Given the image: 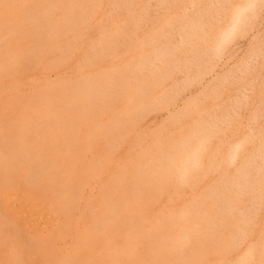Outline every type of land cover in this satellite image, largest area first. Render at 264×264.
<instances>
[{
  "label": "bare ground",
  "instance_id": "6f19581e",
  "mask_svg": "<svg viewBox=\"0 0 264 264\" xmlns=\"http://www.w3.org/2000/svg\"><path fill=\"white\" fill-rule=\"evenodd\" d=\"M150 1L0 0V31L3 27L5 29L6 23L11 24L6 26V30L9 29L5 33L2 32L5 35L3 38L9 37L7 41L13 43L7 49L10 42L7 45L4 39L7 50H2L8 52L6 57H0L13 59L17 63L23 60L21 58L27 53L26 49L40 52L45 58L40 59V62L38 59L39 65L36 60V65L32 66L34 63H31L32 67H29L26 62L28 59L25 58L26 61L20 63H27L29 68L25 63L23 67L26 66L24 69L28 71L40 69L33 71L36 76L30 77L42 91L44 88L45 92L50 91L54 87L56 90L54 94V89L50 94H41L39 90V103L37 100L35 103L32 101L33 97H40H37L36 92V88H39H33L30 84L32 88H29L27 95L22 96V100L18 96L19 91L17 96L12 93L10 97L6 92L7 95L1 92L0 114L7 112L10 115L13 112L15 117H11L13 122L9 124L10 121L7 128L12 144L4 142V139L0 142V264H264V158H260L262 152L257 149L251 151L249 158L255 160L259 157L260 163L244 162L234 170L225 166L205 165V177L216 174L220 179H205V187L199 190L192 182L187 189L195 191L194 195H184L183 188L177 183L166 185L160 179H137L135 175L138 171L137 174L131 173L129 179L117 178L115 174L113 178L104 179L102 172L107 168L105 162L93 164L89 160V156L96 152L89 138L96 128L103 125L105 117L100 116L108 114L111 108V105L106 104L103 110L99 105L104 103L105 97H109L105 84L111 88L117 81L105 75L82 77L86 72L91 73L92 69L86 66L88 69L84 71L80 64L92 65L97 62L94 61L96 52L115 47V44H111L113 39L125 30L121 23L148 17L146 8ZM54 10L58 12L55 14ZM52 12L55 15L52 16ZM94 23H100L97 30L99 35L96 37L98 42L93 47L89 48L88 45L84 48V54L91 52L93 56L84 60L82 58L83 62H73L69 66V73H64L66 76L61 72H53V75L56 74L54 78H47L45 71L48 65L51 64L55 69L61 68V65L66 67L63 63H69L70 57L79 51L78 41L89 36L92 27H95L92 26ZM34 27L42 28L39 34L44 35L48 31L53 34L46 39L43 37L49 34L38 37L36 32L39 30L35 32ZM152 33L158 35L160 31ZM31 35L38 40L33 37L34 43L31 41L30 45L26 42L28 48L26 45L25 51L22 50L19 45L21 37L24 40ZM11 38L17 39L12 42ZM65 41L70 43H65L66 48H60ZM0 52L2 55L5 53ZM34 54L25 56L32 59ZM37 58L40 57L37 55ZM11 67H7L10 72ZM50 68L48 70H53ZM10 72L3 74H13ZM17 81L14 86L18 90L22 84ZM14 96L20 101L15 100ZM76 105L82 109L73 110ZM38 119L41 120V127L35 129L36 125L34 127L32 124ZM5 127L0 126V138L8 134V139L9 133H4ZM206 130L205 138L208 135ZM260 147L264 148V141ZM63 150L71 155L65 168L62 162L68 159L62 160V154L63 157L68 155L66 153L65 156ZM77 152L82 155L81 159ZM216 155L222 160L229 158V152L223 150L219 153L205 152V158L211 161ZM198 156L174 159L182 163L185 171L198 166ZM21 159L25 164L18 166ZM78 180L90 181L87 183L90 189L86 187L88 194L83 195L85 181L81 183L83 192H79L77 187L80 185L77 184L80 183L76 184ZM74 182L79 194L73 191ZM15 200H18L16 208ZM27 224L32 228L27 229Z\"/></svg>",
  "mask_w": 264,
  "mask_h": 264
},
{
  "label": "rangeland",
  "instance_id": "374dc122",
  "mask_svg": "<svg viewBox=\"0 0 264 264\" xmlns=\"http://www.w3.org/2000/svg\"><path fill=\"white\" fill-rule=\"evenodd\" d=\"M55 12L58 11L54 10ZM146 12L148 17L145 19L136 22L125 20L121 23L122 29H125L124 33L122 32L113 39L111 44H115V47H111L112 49L109 47L111 50L107 48V50L99 51L100 53L96 52L97 58H94V61L97 60L96 63L92 65L80 64L84 71L88 69L86 66H90L92 69L91 73L86 72L81 75L82 77H90L91 74L93 76L105 75L108 79L117 81L116 85L114 84L111 88L104 83L107 86L105 89L108 91L109 97H105L104 103L99 105L103 110L106 104L111 105V108L108 110V114L100 116V118L105 117V121L101 127L95 129L93 136L89 138L91 147L96 151L89 156L90 162L93 164L94 162H105L107 168L102 172L104 179L113 178V174L117 178L129 179L131 173L137 174L139 172L135 175L137 179L154 178L160 179L166 185L179 184L180 188H183L184 195L196 193L187 189V186L192 182H195L194 186L199 190L205 187V179H220L216 174L205 177V165L225 166L234 170L240 168L244 162L249 164L262 162L258 160L259 157L250 160L249 155L252 150L257 149L260 153L262 152L260 158H264L262 156L264 155V150H262L264 148L260 147L261 142L264 141L262 138L264 137V0H166L164 3L161 0L158 3L151 0ZM54 13L52 12L51 15L56 14ZM98 25L100 27V23H94L92 26L95 27L91 26L93 30L89 36L82 37L83 39L78 41L79 51L70 57V61H67L69 63H63L66 67L61 65L62 69L60 67L55 69L52 68L51 64L48 65L47 71H45V74L49 75H46L47 78L52 79L59 72L62 75L67 74L70 71L69 66L73 62L93 56L91 52H88V56L84 54V48L88 45L89 48L93 47L98 42L96 38L99 35ZM6 26L4 30L3 27L0 31V41L2 40L0 44L3 46L0 45V51L5 52L4 55L0 52V55L5 57L8 51L3 50L9 49L13 45L9 37L3 38L4 33L9 29L6 30ZM40 27L42 26L40 25ZM40 27L33 28L34 31L39 30V32L35 31L36 36L43 31ZM157 30L160 31L158 35L152 33V31ZM49 32L44 33V35L49 34L48 36L45 35L47 37H43L42 33L38 37L49 38L53 34L52 31ZM31 36L28 39L24 36V40L23 36L21 37L19 45L22 50L25 51L27 43L30 45L31 41L32 44L34 43L36 37ZM16 39H12V42ZM188 40H191V43ZM3 41L7 45L10 42L7 49ZM65 43L70 42L65 41L60 45V48L62 46L64 49ZM60 48L58 47V49ZM27 50L26 52L29 53H26V56L29 57L31 53H35L34 56L31 55L34 58L36 56V59L33 57L29 59L24 54V56L21 55L22 61L25 59L31 61L25 60L29 63V67L35 66L36 60L39 65V62L45 58V55L42 56L40 52L37 54L36 51ZM37 55L40 58H37ZM143 56L144 58H142ZM0 59V62L2 61L0 63L2 73L0 74V89L2 90L0 91V98L2 94L7 93L10 97L12 93L15 96L20 93L18 96H21L20 100H22L29 92V88L38 87L30 76H36L33 71H37L39 68L35 70L32 68L33 70L28 71V69H24L26 66L28 67V64L23 62L22 65L21 60L15 63L13 59L7 58L9 62L4 57H0ZM141 62H143L142 69L140 68ZM24 63L26 64L25 67H23ZM31 63L34 65L31 66ZM1 64H4V68ZM103 64L107 65L101 67ZM6 66L8 68L13 66L10 69L12 71L17 66L14 71H17L16 73L11 71L15 78L13 74L5 76L6 72H10ZM18 66L24 70L19 71ZM49 67L53 70H48ZM18 72H21L20 76ZM53 72L56 74L53 75ZM22 78L26 79L23 80ZM27 78L30 80L28 81ZM16 81H20L19 83L22 84L18 90L15 88ZM24 83L27 84V87ZM7 85L11 86L5 88ZM77 85L80 86L81 84ZM38 88H36L37 97H40H33V103L36 100L39 103L40 93L50 94L55 87L52 90L49 88L50 91L46 92L45 88L44 91L42 88ZM7 89L9 90L7 91ZM54 92H56L55 89L52 93L54 94ZM15 96L14 99L18 100ZM75 107V109L73 108L75 111L82 109L79 105ZM9 114L12 116L8 115L7 112L0 114L2 119V121L0 119V126H6L4 133H9L7 128L13 122L11 117H15L13 112ZM2 115H4L3 118ZM4 117L7 121L4 120ZM38 120L32 124L34 127L36 125L35 129L37 126L41 127L39 124L41 120ZM6 123L9 124L6 125ZM205 130L208 133L207 138H205ZM5 136L0 138V142L2 143L4 139V142L11 143V134L9 133L10 138H8L10 141L7 139L8 134ZM65 142L66 140L63 141V143ZM45 150L47 151V148ZM64 150L61 152H65V156H68L63 157L64 154H62V160H68H66L67 162L61 160L63 166L69 163L71 159L70 153L68 154ZM220 150L229 152V158L218 159L219 155H216L212 161L205 158V152L218 151L219 153ZM9 152L11 153V151ZM79 152L81 154V151ZM79 152L77 155L80 158L82 155H79ZM195 155H199L198 166L188 168L185 171L182 163L180 164L178 160L174 159L179 157L193 158ZM225 156L227 157V153ZM97 160L99 161L97 162ZM20 161L18 166L25 164L22 159ZM56 163L54 162V164ZM147 174L153 176L149 177ZM235 178L224 177V179ZM83 181L78 180L76 182V184L80 183L77 186L80 185L81 188L74 186L76 185L74 182V188L71 187L74 189H72L74 193L79 194V192L84 191V195L89 191L87 190L89 186L87 183L90 181H85L87 185ZM81 183L84 184L83 191H81ZM76 187L80 190H78L79 192H76ZM71 188L70 192H72ZM15 205L16 208L18 200ZM26 228L31 229L32 226L27 224Z\"/></svg>",
  "mask_w": 264,
  "mask_h": 264
}]
</instances>
